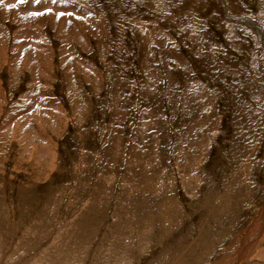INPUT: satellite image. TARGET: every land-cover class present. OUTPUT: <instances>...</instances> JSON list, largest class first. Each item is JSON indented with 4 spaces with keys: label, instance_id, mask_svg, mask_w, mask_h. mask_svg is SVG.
I'll return each instance as SVG.
<instances>
[{
    "label": "rangeland",
    "instance_id": "374dc122",
    "mask_svg": "<svg viewBox=\"0 0 264 264\" xmlns=\"http://www.w3.org/2000/svg\"><path fill=\"white\" fill-rule=\"evenodd\" d=\"M0 264H264V0H0Z\"/></svg>",
    "mask_w": 264,
    "mask_h": 264
},
{
    "label": "snow or ice",
    "instance_id": "6c2138e0",
    "mask_svg": "<svg viewBox=\"0 0 264 264\" xmlns=\"http://www.w3.org/2000/svg\"><path fill=\"white\" fill-rule=\"evenodd\" d=\"M53 3H55V0H53Z\"/></svg>",
    "mask_w": 264,
    "mask_h": 264
}]
</instances>
